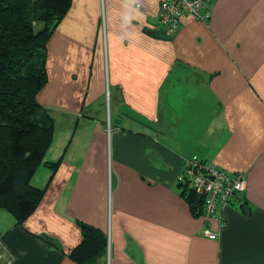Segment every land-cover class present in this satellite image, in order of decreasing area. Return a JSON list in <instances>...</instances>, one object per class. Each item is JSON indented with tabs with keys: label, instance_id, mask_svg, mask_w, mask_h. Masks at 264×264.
Here are the masks:
<instances>
[{
	"label": "crops",
	"instance_id": "0c3cea01",
	"mask_svg": "<svg viewBox=\"0 0 264 264\" xmlns=\"http://www.w3.org/2000/svg\"><path fill=\"white\" fill-rule=\"evenodd\" d=\"M161 1L72 0L37 97L61 163L21 226L0 212V264H76L77 221L107 236L92 264H264V0H211L175 31ZM189 156L245 175L221 229L180 193Z\"/></svg>",
	"mask_w": 264,
	"mask_h": 264
},
{
	"label": "trees",
	"instance_id": "16d2710c",
	"mask_svg": "<svg viewBox=\"0 0 264 264\" xmlns=\"http://www.w3.org/2000/svg\"><path fill=\"white\" fill-rule=\"evenodd\" d=\"M71 4L72 0H0V212L9 214L15 226L37 209L61 163L62 158L45 160L54 120L37 97L48 82L47 43ZM41 163L51 172L46 184L36 187L32 179ZM176 180L191 212L202 214L204 199L187 188L183 169ZM76 223L81 241L68 257L76 264L97 262L106 255V234ZM36 237L46 247L59 248L47 236Z\"/></svg>",
	"mask_w": 264,
	"mask_h": 264
},
{
	"label": "built area",
	"instance_id": "2783aa9c",
	"mask_svg": "<svg viewBox=\"0 0 264 264\" xmlns=\"http://www.w3.org/2000/svg\"><path fill=\"white\" fill-rule=\"evenodd\" d=\"M211 0H162L156 23L163 29L175 31L180 28L184 17L204 22L211 16ZM187 188L203 197L202 215L206 220L215 221L218 228L224 226L221 212L227 208L233 197L246 189L243 172H228L196 156L185 159L183 168ZM180 178V177H179ZM210 239L218 234L209 228L202 231Z\"/></svg>",
	"mask_w": 264,
	"mask_h": 264
},
{
	"label": "rangeland",
	"instance_id": "374dc122",
	"mask_svg": "<svg viewBox=\"0 0 264 264\" xmlns=\"http://www.w3.org/2000/svg\"><path fill=\"white\" fill-rule=\"evenodd\" d=\"M159 8H160V4H159ZM158 12H159V10H158ZM207 21V20H206ZM160 27V26H159ZM106 112V111H105ZM105 118H106V116H105ZM104 118V119H105ZM55 139V138H54ZM54 145V144H53ZM50 151V150H49ZM48 153V152H47ZM189 158H191V156H189V157H187L186 159H189ZM57 160V159H56ZM49 170L50 171V169H49V167L48 166H46L44 163H41L39 166H38V168H37V174H38V176L41 178V180L43 181V182H46L47 180H48V177L50 176V172L48 173V175H46L45 173H42L41 172V170ZM34 181V180H33ZM35 182V181H34ZM36 183V182H35ZM43 186H44V184H43ZM43 186H36V187H43ZM228 207V206H227ZM206 228H208V227H206ZM206 228H204L203 230H205Z\"/></svg>",
	"mask_w": 264,
	"mask_h": 264
}]
</instances>
